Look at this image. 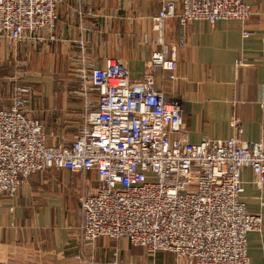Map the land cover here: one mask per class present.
<instances>
[{"label": "built area", "instance_id": "built-area-1", "mask_svg": "<svg viewBox=\"0 0 264 264\" xmlns=\"http://www.w3.org/2000/svg\"><path fill=\"white\" fill-rule=\"evenodd\" d=\"M158 2L152 29L161 49L142 82L131 80L118 59L79 69L81 125L72 141L48 144L43 124L27 110L28 88L18 89L12 104L0 109V195L14 199L30 176L52 168L93 171L97 189L79 196L87 245L100 238L125 240L152 258L171 254L177 263L251 264L248 234L260 232L263 219L242 201L241 176L250 170L255 185L264 188V141H243L235 116L232 138L191 144L181 102L152 83L157 69L177 80L178 47L164 42L168 21L245 26L252 16L248 0ZM61 3L0 0V39L12 48L52 42Z\"/></svg>", "mask_w": 264, "mask_h": 264}, {"label": "crops", "instance_id": "crops-1", "mask_svg": "<svg viewBox=\"0 0 264 264\" xmlns=\"http://www.w3.org/2000/svg\"><path fill=\"white\" fill-rule=\"evenodd\" d=\"M248 5L252 16L245 26L227 21L215 28L203 21L183 26L177 19L166 24L165 44L178 47L177 80H168L157 69L152 83L156 91L181 102L191 144L232 138L235 116L243 125V141H264V0H248ZM160 10L158 0H62L55 40L47 46L12 48L0 39L1 67L40 60L34 74L43 68L53 73L35 102L27 105L44 124L47 139L71 141L78 133L79 69L118 59L131 80L143 81L151 58L161 49L152 29V18ZM241 179L242 201L263 219L262 230L248 234L250 263L264 264V188L255 185L250 170ZM97 187L93 171L83 175L51 169L28 179L14 200L1 195L0 264H185L168 253L147 259L143 249L123 240L100 238L87 245L80 234L78 199Z\"/></svg>", "mask_w": 264, "mask_h": 264}, {"label": "rangeland", "instance_id": "rangeland-1", "mask_svg": "<svg viewBox=\"0 0 264 264\" xmlns=\"http://www.w3.org/2000/svg\"><path fill=\"white\" fill-rule=\"evenodd\" d=\"M38 45L47 46V43H40ZM39 61L40 60H37L36 62L31 61L28 63V65L27 64L23 65L22 63H20V64L17 63V64H10V65H7L5 67L0 66V107L6 108L5 105H10L18 93V89H21V88L30 89L32 92L29 95H27L25 97V99L28 100L29 104L32 102L33 103L35 102V99L40 94L39 90H40L42 83L51 82L50 80H51V78H53V76H52L53 73L48 72L49 69L47 71V70H45V68H43L41 70V72H39V74H34V72L36 71L34 68H35L36 64H39ZM64 77H66V76H64ZM0 109H2V108H0ZM29 115L31 117H33L30 112H29ZM34 119H36V118H34ZM43 127H44V124H43ZM44 129H45V127H44ZM45 133H46V131H45ZM48 141L50 144H53L56 142L70 141V140H67V139L55 140V139L49 138ZM52 169H55V168H52ZM39 173H44V172H39ZM32 176H30L29 179ZM2 196H5L6 198H8L6 195H2ZM14 199H10V200H14ZM123 241H125V240H123ZM141 249H143L144 252L146 253L147 259H152V257L150 256V254L148 253V251L146 249H144V248H141Z\"/></svg>", "mask_w": 264, "mask_h": 264}]
</instances>
